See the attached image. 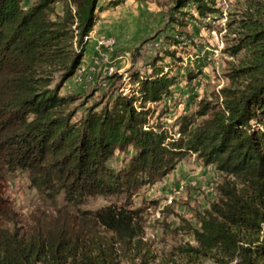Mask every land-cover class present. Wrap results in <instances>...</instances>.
Wrapping results in <instances>:
<instances>
[{"label":"trees","instance_id":"trees-1","mask_svg":"<svg viewBox=\"0 0 264 264\" xmlns=\"http://www.w3.org/2000/svg\"><path fill=\"white\" fill-rule=\"evenodd\" d=\"M172 1L176 13H223L218 0ZM237 4L226 23L235 35L225 48L236 61L229 83L199 101L197 119L184 118L176 137L150 124L146 108L172 92L175 78L163 70L73 120L75 97L61 89L82 64L98 0H0V264H121V253L150 264L132 197L188 154L223 180L199 225L186 222L193 242L175 246L164 264H264V0ZM118 150L130 153L120 169L110 164ZM18 171L52 205L23 226L5 195ZM97 196L116 201L81 208Z\"/></svg>","mask_w":264,"mask_h":264},{"label":"rangeland","instance_id":"rangeland-1","mask_svg":"<svg viewBox=\"0 0 264 264\" xmlns=\"http://www.w3.org/2000/svg\"><path fill=\"white\" fill-rule=\"evenodd\" d=\"M218 2L221 15L200 18L193 7L174 12L172 0H98L97 22L87 39L82 64L61 89L62 95L75 97L73 120L82 119L95 104L98 108L111 106L119 93H129L136 86L139 76L163 70L175 78L172 92L146 108L150 110V124L177 137L184 118L197 119L199 101L212 98L229 83V62H236L225 48L235 36L226 23L228 13L239 8L237 0ZM56 9L61 11V2ZM172 16L181 17L183 23L172 21ZM129 154L116 151L110 164L120 169L127 164ZM222 180L214 165L188 154L167 175L139 188L132 201L134 208L142 210L144 240L155 257L150 264H164L175 246L193 242L186 222L199 225V213L217 199ZM5 195L19 214L20 226L38 210L52 209L24 172L8 176ZM115 201L114 197H91L81 208L96 210ZM119 260L121 264L140 262L132 254L122 253Z\"/></svg>","mask_w":264,"mask_h":264}]
</instances>
